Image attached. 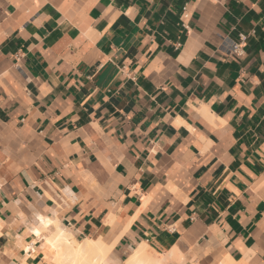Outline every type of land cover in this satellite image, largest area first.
<instances>
[{
    "label": "crops",
    "instance_id": "0c3cea01",
    "mask_svg": "<svg viewBox=\"0 0 264 264\" xmlns=\"http://www.w3.org/2000/svg\"><path fill=\"white\" fill-rule=\"evenodd\" d=\"M46 221L264 264V0H0V264H52Z\"/></svg>",
    "mask_w": 264,
    "mask_h": 264
},
{
    "label": "bare ground",
    "instance_id": "6f19581e",
    "mask_svg": "<svg viewBox=\"0 0 264 264\" xmlns=\"http://www.w3.org/2000/svg\"><path fill=\"white\" fill-rule=\"evenodd\" d=\"M45 224L54 228L46 238L50 251H54L52 264H108L106 258L111 246H107L101 239L77 241L57 223L46 221ZM148 258L145 247H142L125 264H145Z\"/></svg>",
    "mask_w": 264,
    "mask_h": 264
},
{
    "label": "built area",
    "instance_id": "2783aa9c",
    "mask_svg": "<svg viewBox=\"0 0 264 264\" xmlns=\"http://www.w3.org/2000/svg\"><path fill=\"white\" fill-rule=\"evenodd\" d=\"M183 18H187V13L184 12ZM230 51L235 54V55H239L240 54V47L238 45L233 44L230 48Z\"/></svg>",
    "mask_w": 264,
    "mask_h": 264
},
{
    "label": "rangeland",
    "instance_id": "374dc122",
    "mask_svg": "<svg viewBox=\"0 0 264 264\" xmlns=\"http://www.w3.org/2000/svg\"><path fill=\"white\" fill-rule=\"evenodd\" d=\"M50 252H51V253H50ZM50 252H49V253H50V256H51V258H52V256H53V252H54V251H50Z\"/></svg>",
    "mask_w": 264,
    "mask_h": 264
}]
</instances>
